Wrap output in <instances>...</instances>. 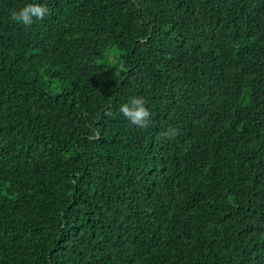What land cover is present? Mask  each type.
<instances>
[{"label":"trees","instance_id":"1","mask_svg":"<svg viewBox=\"0 0 264 264\" xmlns=\"http://www.w3.org/2000/svg\"><path fill=\"white\" fill-rule=\"evenodd\" d=\"M0 264H264V0H0Z\"/></svg>","mask_w":264,"mask_h":264},{"label":"clouds","instance_id":"2","mask_svg":"<svg viewBox=\"0 0 264 264\" xmlns=\"http://www.w3.org/2000/svg\"><path fill=\"white\" fill-rule=\"evenodd\" d=\"M50 13L47 5L39 3L26 4L19 10H12L10 17L13 21L19 22L25 27H30L36 21H43ZM148 101L142 96H136L130 99L128 103L121 104L118 112L129 121V123L138 129L146 130L151 123L152 112L146 106ZM113 113L108 111L106 115L111 116ZM179 129L168 127L160 133L163 139H174L179 135Z\"/></svg>","mask_w":264,"mask_h":264}]
</instances>
